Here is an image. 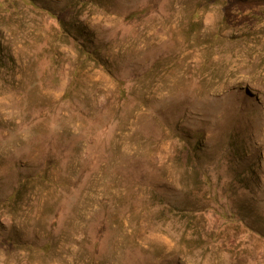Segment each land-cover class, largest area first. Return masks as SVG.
Wrapping results in <instances>:
<instances>
[{"label":"rangeland","instance_id":"rangeland-1","mask_svg":"<svg viewBox=\"0 0 264 264\" xmlns=\"http://www.w3.org/2000/svg\"><path fill=\"white\" fill-rule=\"evenodd\" d=\"M0 264H264V0H0Z\"/></svg>","mask_w":264,"mask_h":264}]
</instances>
